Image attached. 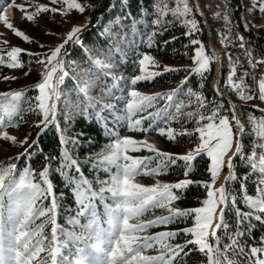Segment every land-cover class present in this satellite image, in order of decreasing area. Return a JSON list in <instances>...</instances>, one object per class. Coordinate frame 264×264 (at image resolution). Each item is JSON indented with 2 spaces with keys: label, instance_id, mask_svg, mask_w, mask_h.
<instances>
[{
  "label": "snow or ice",
  "instance_id": "6c2138e0",
  "mask_svg": "<svg viewBox=\"0 0 264 264\" xmlns=\"http://www.w3.org/2000/svg\"><path fill=\"white\" fill-rule=\"evenodd\" d=\"M53 4H61L62 7H49L48 4L37 3L31 0L30 3H16L15 0H0V22L7 29L21 38L25 42L38 43L25 31L15 26L9 17L10 10L18 9L22 13L21 22L32 23L39 26V17L41 14L47 16L52 13L51 23L55 24V14H61V23H68L65 13L69 10H76L83 14L88 8H96L101 4L89 3L88 0H52ZM258 5V7H257ZM205 7L211 8V4ZM217 11L212 13L214 19L221 18L225 22L227 29L231 30V17L241 7V4L232 6V0H223L222 6L217 5ZM157 18L151 21L152 31L147 35V44L149 47L155 41L156 36H163L168 29L163 28V24H171L172 21L166 19V4L157 2L153 4ZM144 9L141 8V15H144ZM174 18L180 20L181 26L187 28L183 36L188 38L185 47H194V55L191 56L194 67L190 70L186 66H171L165 64L158 72L149 69V65L158 66L157 61L151 52H140L137 48L135 52L136 59L134 65H138L139 74L132 75L124 87L120 86V81L127 79L123 76H116L109 71L114 67V50L111 47L112 41H108L105 48H100L101 56L93 58L88 55L85 63L89 67L74 69L79 71L82 81H77L76 89L78 93H84L86 99L93 101V113L85 111L83 114L91 119L95 116L96 122L103 128L107 137L116 135L112 128L108 126V120L111 119L114 125L124 124L128 129L142 131L147 134L150 131L159 133L160 136H166L168 140H176L178 137H192L198 134V142L185 153H172L160 149L147 138L139 139L131 135L117 136L112 139L106 146V154H98L85 157V160H92L95 164L99 162L105 168L110 170L115 166L116 171L110 177L104 180H97L96 183L102 185L98 191L93 190L91 182L85 180L80 168L81 161L74 159L70 154L81 146V144H90L92 137L89 136L87 141H81L83 133L68 134V128H61L57 121V101L56 98L61 94L59 86L69 75L65 71V64L72 65L74 62H66L61 54L62 49L69 39L77 45L83 46L82 32L90 24V18L81 24H72L70 29L65 33L64 40L51 47L48 52H32L18 46L10 47L6 52H0V64H6L11 68H22L24 61L21 59V53L29 57V71L32 60L35 59L39 67L40 79L32 86L38 90L35 100L38 103L29 111L35 110L38 118L33 121L29 128H39L36 133L37 139L28 143L30 136L25 134L23 139L17 140L15 135L7 131H0V137L6 141H11L14 145L24 146L28 144L23 153H17L15 157L9 158L5 166L0 162V264H184V260L193 251L206 256V264H264V233L259 237L254 236L257 224L264 228V109H258L261 112L258 130L256 118L250 117L249 123L253 126L255 135L259 137L260 142L252 143V150L246 152L243 146L244 125L236 115L237 104L231 99L227 104L223 100H218L222 93L218 91L216 97L208 101L203 91H193L188 88L187 94L194 96L198 102L199 109L197 112L189 111L181 113L179 109L181 104H175L177 111L169 114V108L176 95L183 92V85L188 82L189 77L193 74L199 77V83L202 86L206 76L210 74V65L217 60L213 51L211 54L205 52V46L199 39L192 37L193 33H199L201 28L198 21L191 16L193 11L200 13V5L197 4L195 9L189 6L187 0H184L182 6L173 7L170 10ZM259 11L264 13V0H256L252 7H245L238 18L242 23L245 31L251 27L245 13L251 14ZM103 13L97 17L102 21ZM128 15H131L129 12ZM255 19V17L253 18ZM118 21H113L115 26ZM135 21L134 25L135 26ZM147 26V25H146ZM264 27V25H261ZM46 34H53L50 29L45 30ZM116 33L106 27L104 31L97 34L94 40L95 47L100 39H106L108 36H115ZM179 37L171 36L167 40L159 43L161 51H165L168 45L174 43ZM235 42L237 46L245 51L249 66L257 71L264 70V49H256L249 46L244 35L240 31L235 33ZM5 44L7 41L4 42ZM43 47V45H40ZM85 53H89V48L83 46ZM115 51L119 52V49ZM60 54V55H58ZM229 56V71L225 84L230 87L236 95L242 100H249V96L244 88V77L248 76L245 70L239 79L235 78L236 64ZM121 60L126 62L123 52H120ZM6 57V58H5ZM111 61V62H106ZM103 72L104 75L111 77V83L103 87V92L112 97L111 102H105L102 99L93 98L87 95L91 87L96 86L98 76L96 71ZM186 71L189 74L184 76L180 84L169 90L167 93L145 94L137 90L135 85L138 82H151L155 78L168 73H178ZM216 77L219 80V68ZM27 75V72L23 73ZM55 74V75H54ZM255 79V73H253ZM15 79V77H13ZM75 80L76 77L73 76ZM127 88V94H124V88ZM113 89L119 94L113 95ZM24 89L14 90L8 93H0V128L14 123V118L19 115L16 99L20 98ZM167 96L166 106L158 108L155 111L148 112L146 116H135L138 112H144L146 107L151 105L157 97ZM9 97L11 99H9ZM67 99V96H66ZM259 99L264 101V71H261L259 80ZM115 101H126L121 110ZM71 106V105H70ZM210 106V107H209ZM75 111L79 112V105H75ZM253 107H256L253 105ZM99 110H96V109ZM209 108L207 115L203 112ZM231 111V116L228 112ZM107 112L106 117L103 113ZM65 123L68 120V112L64 113ZM135 116V118H133ZM186 117L187 120H194L195 127L192 129L183 128L182 130L174 129L170 122L178 118ZM144 120L150 121L146 127L143 126ZM187 122V121H186ZM234 122V123H233ZM56 126V133L59 144V154L57 157L45 156L46 163L39 171L38 177L34 178V170L25 167L19 170V176H15L14 170L17 166L11 163L12 159H19L23 156H30L31 151L37 149L39 136L45 132L49 126ZM162 125H168L167 127ZM19 127V125H15ZM257 148L259 153H257ZM146 149L151 153L149 156L129 155L130 151H139ZM205 157L207 166L205 172L209 175L207 180L195 181L189 179V175L195 170V161L198 158ZM239 157V165L246 167L248 170L239 176L235 172L236 161L234 158ZM54 160L59 161V174L64 178L71 188L74 198L79 205L77 216L83 215L85 222L79 223L77 217L70 218L73 224H77L82 229V235L62 232L58 229V197L56 196L49 173L52 171L51 163ZM149 161H155L154 167H148ZM179 161L183 162L182 168L184 177L174 182L156 180L150 185L135 182L134 177L143 173L149 176L158 175L161 172H168L172 166L177 165ZM75 167V174L71 173V168ZM227 168V174L224 176V182L218 187H214L217 178L220 176L222 169ZM256 176L255 193L248 194L246 185L249 177ZM239 180L240 202L249 210L241 211L236 206L237 194L226 187L227 182ZM192 184H197L206 189V195L200 205L192 208L173 207L172 202L179 198L178 193ZM82 185H88V194L90 199L85 203ZM175 190V191H174ZM110 194L111 204L104 203L105 220L101 221L94 199L99 198L103 203L106 199L105 193ZM229 197L231 204H229ZM50 202L45 206V201ZM149 208H167L166 215H157L149 220H139ZM232 209L235 212V228L229 231L230 225L225 221V214ZM191 214L192 223L190 226L182 229L161 230L151 235H139L141 232L151 226L168 225L180 219H187ZM43 217L44 222H51V241L50 247H45L44 222L32 226L35 218ZM133 220L137 222H132ZM219 229H224V234H218ZM58 232H62L66 239H83L87 241L84 247L76 250L75 258L70 259L62 253L65 241L58 239ZM179 233L185 235L183 243L170 244L168 241L176 237ZM190 234V239L188 235ZM226 237L227 242H223ZM246 237L256 240L257 243L250 244ZM154 245H161L163 250L158 251L155 255H145L141 249H150ZM189 245L193 247H188ZM222 245V247H221ZM188 252H184L185 248ZM40 253H45L41 256ZM200 264H205L201 261Z\"/></svg>",
  "mask_w": 264,
  "mask_h": 264
},
{
  "label": "trees",
  "instance_id": "16d2710c",
  "mask_svg": "<svg viewBox=\"0 0 264 264\" xmlns=\"http://www.w3.org/2000/svg\"><path fill=\"white\" fill-rule=\"evenodd\" d=\"M234 1L235 0H233V2ZM88 2L102 5V6H98V8L100 9L101 13L104 14L103 19L102 21H100L97 18H94L95 24L93 25V28L84 31L82 33L83 46L89 48V53L84 52L83 46L75 44L74 46L68 48L69 52L66 56H64L66 62H74V64L72 65H69L67 63L65 64V71H67L69 75L65 77L64 81L60 84L59 92L60 93L66 92L67 99L65 100V102L61 100L59 104L61 106L65 104V107L66 105L68 106L67 109L65 108L58 109L57 121L61 128H65V127L68 128L69 135L75 133H83L82 137H78V139H80L82 142L87 141L89 136L92 137V142L90 144L82 143L79 148L72 150L70 154L74 159H78L81 161L80 168L82 169L83 178L91 182V187L93 190L98 191L99 188L102 187V185L97 184L96 181L104 180L105 178L110 177L111 174L116 171L115 166H111L109 170L99 162H96L94 164L92 160H85V157L92 156L93 158H95V156H97L98 154H106L107 153L106 146L110 143L112 139H116L117 136L136 135L143 137L145 133H143L142 131L128 129L126 123L114 125L111 119H109L108 126L113 129L116 135L107 137L104 133L103 128L96 122V118L94 115H92V118L89 119L83 114L85 111H87L88 113H93L94 109L92 105L97 101L96 100L90 101L86 99L84 93L77 92L76 89L77 81H81V82L83 81L79 71H74V69H78L77 65H79L80 68L89 67V63H85L89 54L93 58L101 57L103 59L104 57L101 56L99 49L105 48L108 45V41L111 40L112 41L111 47L114 50L113 52L114 67L111 68L109 71H111L112 74L118 77L123 76L127 78L119 82L120 86L124 87V85L127 83V80L130 79L132 75H137L139 73L138 65H134L133 63V61L136 59L135 52L137 48L139 49L140 52H145V51L151 52L153 57L159 58L162 61H166L172 66H186L190 70L192 67H194V63L191 59V56L194 55V47L198 45L196 46L189 45L188 47H185V45L188 43V38L183 36L182 34L183 32L187 31V28L181 26L179 19L174 17L169 18L166 16V19L172 21V23L163 24L162 27L168 30L164 32L163 36H156L152 46L151 47L148 46L147 35L152 31L151 21L157 18V14L153 8V4H155V0H88ZM235 3L236 1L233 4ZM109 5H112L114 7L113 10L110 11L111 17L109 16L108 12L105 11V8L108 7ZM141 8L145 10L144 15H141ZM129 12L131 13V15H128ZM108 16L111 19H109ZM192 17H194L198 21L199 27L201 28V31L199 33H193L192 37L196 38V36H199V39L204 44L206 40L207 29L205 28L202 19L198 13L193 11L191 16L188 18H192ZM113 21H118V23L115 26H112ZM134 21L136 22L135 26H133ZM107 23L110 24L106 26ZM106 27H109L110 31L116 33V35L114 37L108 36L106 39L104 38L100 39L99 43L94 47L92 42L97 39V34L104 31ZM171 36H177L179 37V39H177L174 43L168 45L165 51H161L158 47L159 43L163 40H167ZM231 37L232 36L229 31V41L226 42L227 44L226 46H224V49L225 51L231 54L232 61L234 63H237L239 67L243 68L244 66L237 52V48L232 42ZM118 42L120 43V46H116ZM116 49H119L120 51L117 52L115 51ZM120 52L124 53L126 62L121 60ZM21 59L23 60V57H21ZM34 61L35 60H32V62ZM106 62H111V61H106ZM175 62H177L178 64H175ZM221 69L223 70L225 69L223 63L221 65ZM26 70L30 72L29 67L26 68L25 71ZM188 74H189L188 72L183 70L178 73L168 72L155 78L151 82H143V81L138 82L137 85H135V87L141 93H144V91H152L155 87L158 86L170 87L169 90H171L173 88H176V86L180 84L183 77ZM96 75L98 76V80L95 86L96 91H98L99 88H101L102 90L103 87L111 83V77L104 75L103 72L97 70ZM73 76L76 77L75 80L73 79ZM28 79L31 80L32 78L29 77ZM210 79H211V66H210V74L206 76V79L202 86L199 83V77L195 74L191 75L189 77L188 82H186L182 86L184 91L177 94L175 97L176 99H174L172 102L183 100V98H185V94L188 88H192L194 92L203 91L206 100L208 101L213 100L216 97V95L209 88ZM245 80L246 83L248 84L247 77H245ZM33 85L34 83L16 89V90H21V89L25 90L22 92L21 97L16 99L15 101V103L18 105L19 108V115L15 117V119L18 120L17 122L18 124L23 123L25 125L26 124L31 125L33 121H35L38 118V113L35 110L29 111L30 108H34L35 104L38 103V101L35 100L37 92L32 87ZM0 93H4V92H0ZM118 94L119 92L116 89H113V95H118ZM124 94L125 95L127 94L126 87L124 88ZM148 94H153V93L150 92ZM87 95L93 98L102 99L105 102L112 101V97L107 95L106 98H101L99 96H92V94H90L89 91ZM192 97H193L192 100L194 101V105H192V109H194L195 112H197L199 109V105L198 102L196 101V98L194 96ZM218 100H223L225 102V105L227 104V101L222 96H220ZM115 102L118 106L117 108L118 111L123 108L124 104H126V101L123 102L115 101ZM166 102H167V96L161 95L157 97V99L151 105L147 106L144 112H138L135 114V116H146L148 112H152L158 108H161L163 104L166 106ZM235 103L237 104V108H236L237 117L242 118L246 121L247 126L244 129L245 134L243 137V146L245 148V151L248 152L252 150L251 147L252 143L256 139L255 132L253 131V126L252 124L249 123V118L255 117L256 119L260 120L261 112L258 110L259 108L253 107V104L242 103V102L241 103L235 102ZM77 104L80 107L79 112L75 111L74 106ZM170 109L171 107L169 108V112ZM96 110L99 109L97 108ZM208 110L209 108H205L203 114L207 115ZM66 111L68 112L67 123H65V115H64ZM103 114L106 117L109 115L107 112H104ZM228 115L230 116L229 112ZM135 116L133 118H135ZM186 121H184L182 127L192 129L191 127H193L192 126L193 120H186ZM148 123H150V121L148 120H144L142 122L144 127H146ZM176 125H177L176 120L170 122L171 127H179ZM162 126L167 127L168 125H162ZM37 132H39V128L36 127L29 128V134H28L30 136L29 143H31L32 140L37 139L36 136ZM156 137L157 138L155 139V142L158 145L157 147L172 153H181L177 151V148H180L181 143L185 144L186 146L192 145L191 144L192 138L188 136H184L182 138L178 137L176 140H172V141L168 140L166 136L162 137L159 134H157ZM38 140L39 143L36 146V148L41 150L37 151L36 149H33L31 151L30 156H23L17 159V165H16L17 168L19 169H22L24 167H30L31 169H33L34 178L38 177L39 171L44 167V164L46 163L44 159L45 156L57 157L59 154V144L56 133V126L55 125L49 126V128L45 132L41 133ZM257 153L259 152L257 151ZM130 154L137 156L151 155V153L146 149L134 151L131 152ZM235 161H236L235 172L238 176L248 170L246 167H241L239 165V157H236ZM182 165L183 162L179 161L177 165L172 166L168 172L166 173L161 172L158 175H153V176L140 173L136 177H134V180L138 183L145 185L153 184L155 179L160 181L174 182L179 179L185 178ZM147 166L154 167L155 161H149L147 163ZM206 166H207V159L205 157L198 158L195 161V170L187 178L195 181L209 179V175L205 172ZM51 168L52 171L49 173V175L53 184L54 192L58 197L57 225L60 228H62L64 232L74 233L78 236L82 235V229L77 224H73L70 220V218L72 217H77L80 224L84 222V219H82L81 215L77 216L79 205L77 204L74 198V194L71 188L69 187L68 183L64 180V178L59 174V161L58 160L52 161ZM70 171L72 174H75V167L73 166ZM255 180H256V176L249 177L246 185V192L248 194L255 193V187H256L254 183ZM226 187H228L231 191L237 194L236 206L239 207L241 211H248L249 209L240 202V193L238 191L239 180L227 182ZM82 188L84 189L83 192L84 197L90 199L87 191L88 185H82ZM205 195H206L205 188L200 187L197 184H192L191 186L187 187L184 190H181L178 193L179 198L172 202V206L178 208L197 207L200 205ZM105 196L106 199L103 203L110 204L111 203L110 194L106 192ZM49 202H50L49 200H46L45 206H47ZM94 203L96 206H99L98 213H101L102 203L99 201L98 197L94 199ZM229 204H231L230 197H229ZM166 214H167V208H149L147 211L143 213L142 216L139 217V220H149L154 218V216L166 215ZM225 221L230 225L229 231H234L235 212L231 208L225 214ZM132 222H137V221L133 220ZM191 223L192 220L190 214L187 219H180L168 225L151 226L146 230V232H141L139 234L151 235L152 233L157 232L158 230L161 229L163 230L182 229L184 227L190 226ZM262 233H264V228H261L257 224L254 232V236L259 237ZM218 234L223 236L224 229H219ZM188 238L190 239V234L188 235ZM60 239H62V241H65L64 247L66 244H69V239H66L64 236L63 238ZM184 239H185V235L179 233L176 237L171 238L168 242L170 244H179V243H183ZM245 239L250 244L257 243L256 240H253L251 238L246 237ZM223 242L225 243L227 242L226 237L224 238ZM188 247H193V246L189 245ZM62 250L64 251V248H62ZM161 250H163L161 245H154L150 249H141V251L145 255H155L158 251ZM183 251L188 252V248L186 247ZM186 260H189L190 264H200L201 261H204L206 264V256H204L203 254L199 253L196 250H193L187 256V258L184 260V264Z\"/></svg>",
  "mask_w": 264,
  "mask_h": 264
},
{
  "label": "rangeland",
  "instance_id": "374dc122",
  "mask_svg": "<svg viewBox=\"0 0 264 264\" xmlns=\"http://www.w3.org/2000/svg\"><path fill=\"white\" fill-rule=\"evenodd\" d=\"M235 1H236V3L233 4ZM235 1L233 2V0H232V2H233L232 6L235 7L237 4H241V7L238 8V10L231 17L232 28L234 25L243 26L242 23H240L239 19H238L241 16L243 8L252 7L253 5L256 4V0H235ZM15 2L16 3H30L31 0H15ZM36 2L48 4L49 7H57V8L62 7L61 4H53L52 0H36ZM80 2H83V0H80ZM157 2H160V3L167 5V8L165 9L166 16L169 18H172L173 16L171 15L170 11H168V10H170L173 7L182 6L184 0H155V3H157ZM187 3L189 4L190 7H193L194 9H195V6L197 4L200 5L201 12L198 14L200 15L202 22H203L205 28L207 29L206 40H205V43L203 44L205 46V52L208 54H211L213 51L217 52L219 49L221 51V62L218 64L217 60H216V61H213L210 65L211 66V79H210V83H209L210 90L214 93L212 86H213V84H215V86L218 85V91H219V93H222L223 95H225V96H223V98L226 101L231 99L234 103L235 102L250 103V104L255 105L259 109H264V101H261L259 99V95L257 93H254V91L251 89L249 82H248V84L246 83L245 77H244V83H245L246 87L244 88V91L249 96H251V99H249V100L240 99L236 95V93L230 87H228L225 84V79L227 78V73L230 69H229V65H228L229 56L226 55V54H228V52L225 51L224 46H226V44H227L226 42L229 41V31L231 33L232 28H231V30L226 28L225 22L222 19V15H223L222 11H221V18L220 19H214L212 16V13L218 10L216 6L217 5L222 6L223 0H187ZM206 4H211L212 7L211 8L205 7ZM257 7H258V5H257ZM113 8L114 7L112 5H109L108 7L105 8V11L108 12L109 16H110V11H112ZM100 14H101V11L98 7L94 8V9L88 8V9H86V11L83 14H81L78 11L73 9V10H69L67 13H65L66 19L69 21L68 23H61L60 22L62 19L61 14L56 13L55 14V20L57 21V23H55V24L51 23L52 16H53L52 13H49L47 16L41 14L39 17V26H36V25H34L32 23H28V22L22 23L21 22L22 13L18 9L10 10L8 12V15L12 19L13 24L15 26L19 27L21 30L25 31L27 35L32 37L35 41H38V43H29V42L23 41L21 38L15 36L11 32L10 29H7L2 22H0V52H6L12 46H18V47H21L25 50L32 51V52H48L51 47H55L56 44H59L64 40V35L70 29L72 24H81L90 18L89 27L87 29L83 30V32L90 30L91 28H93V25L95 24L94 18H97L98 16H100ZM245 15L251 24V27L249 30L252 32H256L258 34L261 33V36L264 35V27H261V25H264V13H260L259 11H257V12H253L251 14L245 13ZM109 16H108V18L111 19L110 18L111 16L110 17ZM254 17H255V19H253ZM108 24H110V23H107L106 26H108ZM46 29H50L53 34H51V35L46 34V32H45ZM222 31H224V32H222ZM5 41H7L6 44L4 43ZM40 45H43V47H41ZM74 45H75V43L73 42V40L69 39L67 41V44L62 49L61 54L67 55L69 52L68 48L72 47ZM116 46H120V43L118 42L116 44ZM219 47H221V48H219ZM58 55H60V54H58ZM21 57H23V61H24V66L22 68H11V67H8L6 64H0V92H4V93L11 92L12 90L22 88L25 85H30L32 83L35 84L40 79L39 67L36 65L35 61L32 62V64H31V68L33 70L28 72L27 70L25 71V69L29 67V65H28L29 57L27 55H25L24 53H21ZM155 59L157 61H159V65L158 66L149 65L148 67L151 70L159 71L163 68V66L165 64L171 65V64L167 63L166 61H162L159 58H155ZM231 59H232V57H231ZM33 60H35V59H33ZM222 63H223V66L225 68L224 70L221 69ZM175 64H178V63L175 62ZM235 64H236L235 78L239 79L241 77L242 73L245 71V69L239 67L237 63H235ZM77 68L80 69L79 65H77ZM218 68H219V80L216 79V77L218 75V72H217ZM24 72H27L28 74L24 75L23 74ZM13 77H15V79H13ZM29 77L32 79L29 80L28 79ZM169 89H170V87L158 86V87H155L152 91H144V93L145 94H148L150 92L153 94L154 93H167L168 92L167 90H169ZM36 92L38 94V90H36ZM89 92H90V94H92V96H99L101 98H106V94L103 92V90H101V88H99V90L96 91L95 87H91L89 89ZM66 96H67V93L62 92L56 98L57 111L59 108L67 109L68 105H66V107H65V104H63L62 106L59 104V102H61V100H63V102H65ZM192 98L193 97L191 95H188L186 92L185 98H183V100L172 102V106H171L169 114H173L177 111V109L175 108V104H177V103L181 104V108L179 109V111L181 113H185V112H189V111L195 112V110L192 109V105H194V101L192 100ZM162 107H165V105L163 104ZM229 114L231 116V111H229ZM236 115H237V113H236ZM238 119L244 125V129H245L247 126L246 121L242 118H238ZM186 120H187L186 117L178 118L176 120L177 121L176 126H179V127H173V128L178 129V130H182L183 129L182 126L184 124V121H186ZM17 122H18V120H16L15 118H14L13 124H8L7 120H5V124L7 126L4 128H0V131H7L8 133L15 135L17 137V140L23 139V136L25 134H29V125L30 124H26V125L23 123L18 124ZM17 124L19 125V127L15 126ZM256 125H257V130H258V125H259L258 119H256ZM192 126L193 127H191V128L195 127L194 120H193ZM157 134H159V133L152 131V132H149V133L143 135V137L147 138L150 142H152L156 146H158L157 143L155 142V139L157 138L156 137ZM132 136L137 138V139L142 137V136L140 137V136H136V135H132ZM191 138H192V143H191L192 145L191 146H186L185 144L181 143L180 148H177V151L181 152V154L185 153L186 151L191 149L195 143L198 142V134L193 135ZM255 138H256L255 142L258 144L260 142L259 137H257L255 135ZM29 141H28V143H29ZM27 145L28 144H25L24 146H20L18 144L14 145L11 141H6L2 137H0V162L4 163V165L6 166L7 163L9 162V158L15 157L17 155V153H23L24 149L27 147ZM257 151L259 152L258 148H257ZM131 152H134V151H130L129 155H131L130 154ZM11 163L14 165H17V159H12ZM24 168H22V169H24ZM22 169L17 168L16 170H14L13 174L18 177L19 176V170H22ZM226 174H227V168L224 167L220 173V176L217 178V180L214 184V187H218L222 183V181H221L222 175H226ZM156 180L157 179H155L154 183L156 182ZM84 198H85V203H87L89 198H86V197H84ZM111 203H112V200H111ZM94 205H95V203H94ZM95 207H96V210L98 212L99 206L95 205ZM98 215H99L101 221L106 219V217L104 216V203H102L101 213H98ZM81 216L85 222L84 216L83 215H81ZM41 222H44V218L37 216L35 218L34 224L32 226L34 227L36 225H39ZM84 222H82V224ZM44 229H45L44 230V237H45V245L44 246L50 247V241H51V223H50V220L44 222ZM58 229L62 230V232H64V230L62 228H60L59 226H58ZM161 230H163V229H161ZM161 230H158V231H161ZM62 232H58V239L63 238ZM139 235L142 237L143 235H146V234H143V235L139 234ZM60 240L62 241V239H60ZM85 243H87V241H85L83 239H77V240L69 239V244H66L65 247H63L64 251L63 250H61V251H62L63 255L69 256L70 259H74L75 254H76V250L78 248L84 247ZM40 255L44 256L45 253H40ZM185 264H190L189 260H186Z\"/></svg>",
  "mask_w": 264,
  "mask_h": 264
},
{
  "label": "bare ground",
  "instance_id": "6f19581e",
  "mask_svg": "<svg viewBox=\"0 0 264 264\" xmlns=\"http://www.w3.org/2000/svg\"><path fill=\"white\" fill-rule=\"evenodd\" d=\"M240 31L244 37H245V40L247 42H249V46H261L264 48V35L261 36V33H256V32H252L250 30L248 31H245L243 26H236V31ZM231 38H232V42L233 44L235 45V47L237 48V52L239 54V57L241 58V61L243 63V66H244V69L246 70L247 67L249 66L248 64V59L246 56L243 57V54L241 53V48H239L237 46V44L235 43V37H234V29L232 28V32H231ZM220 54V53H219ZM247 80H248V76H247ZM250 86H251V89L254 91V86H253V83L252 82H249ZM213 90L216 91L217 89L215 88V84H213L212 86ZM258 95H259V91L256 92ZM224 176L225 175H222V178H221V181L223 182L224 181Z\"/></svg>",
  "mask_w": 264,
  "mask_h": 264
},
{
  "label": "built area",
  "instance_id": "2783aa9c",
  "mask_svg": "<svg viewBox=\"0 0 264 264\" xmlns=\"http://www.w3.org/2000/svg\"><path fill=\"white\" fill-rule=\"evenodd\" d=\"M236 26H240V25H234L233 26L234 37H235V33H236ZM251 47H254V48L258 49V50L259 49H264L261 46H251ZM241 53L243 54V57L246 56L244 50H241ZM246 71L248 72V82H252L253 83L254 93H256L257 91H259V80L261 78V71H264V70L257 71V70L252 69L250 66H248ZM253 73H255V79L253 78Z\"/></svg>",
  "mask_w": 264,
  "mask_h": 264
},
{
  "label": "water",
  "instance_id": "95a60500",
  "mask_svg": "<svg viewBox=\"0 0 264 264\" xmlns=\"http://www.w3.org/2000/svg\"><path fill=\"white\" fill-rule=\"evenodd\" d=\"M223 96H225V95L222 94V97H223Z\"/></svg>",
  "mask_w": 264,
  "mask_h": 264
}]
</instances>
